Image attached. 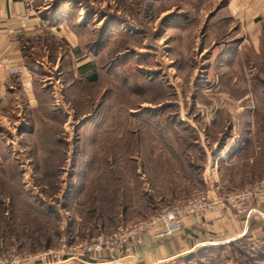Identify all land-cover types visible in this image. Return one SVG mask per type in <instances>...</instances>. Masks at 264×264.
Listing matches in <instances>:
<instances>
[{
  "label": "rangeland",
  "instance_id": "374dc122",
  "mask_svg": "<svg viewBox=\"0 0 264 264\" xmlns=\"http://www.w3.org/2000/svg\"><path fill=\"white\" fill-rule=\"evenodd\" d=\"M228 1H32L79 44L46 32L29 47L40 102L0 126V256L264 181V33L259 52L242 46ZM161 264H264V233Z\"/></svg>",
  "mask_w": 264,
  "mask_h": 264
},
{
  "label": "crops",
  "instance_id": "0c3cea01",
  "mask_svg": "<svg viewBox=\"0 0 264 264\" xmlns=\"http://www.w3.org/2000/svg\"><path fill=\"white\" fill-rule=\"evenodd\" d=\"M226 9L229 17L233 21H239L245 30L240 42L242 46L250 45L259 52L263 46L264 0H229ZM56 12L47 14L42 7L34 9L32 3L29 5L27 0H0L2 127L5 126L7 129L11 127V119L16 115L20 116L23 111L21 107L35 109L39 105V76L44 64L30 61L29 47H34L40 36L46 32L63 38L70 48L79 44L78 32L74 28L71 29L69 24H65L70 18ZM23 16L26 17L25 24L22 21ZM12 68H18L20 72L13 73ZM1 133L0 139L3 138ZM250 206L253 209L242 215L231 208L216 206L206 216L194 218L184 229L168 238L156 239L144 235L132 246L128 254L121 258L104 252L86 256L82 260L62 257L29 264H161L177 256L191 253L202 245L224 244L249 233L253 236L264 233V200L253 199Z\"/></svg>",
  "mask_w": 264,
  "mask_h": 264
},
{
  "label": "built area",
  "instance_id": "2783aa9c",
  "mask_svg": "<svg viewBox=\"0 0 264 264\" xmlns=\"http://www.w3.org/2000/svg\"><path fill=\"white\" fill-rule=\"evenodd\" d=\"M33 0H27L30 5ZM26 17L22 21L25 24ZM11 72L19 73L18 68ZM253 199L264 200V181L257 183L252 188L241 191H225L223 193L196 194L184 202L162 210L157 215L144 218L142 221L121 227L110 235H100L92 240H85L70 244L64 241L57 250H45L40 254L23 256H0V264H29L30 262L46 261L55 258L84 259L86 256L109 252L115 258L128 254L132 246L144 235L156 239H164L184 229L194 218H202L216 206H223L235 210L238 214L249 213L253 208L250 201Z\"/></svg>",
  "mask_w": 264,
  "mask_h": 264
},
{
  "label": "trees",
  "instance_id": "16d2710c",
  "mask_svg": "<svg viewBox=\"0 0 264 264\" xmlns=\"http://www.w3.org/2000/svg\"><path fill=\"white\" fill-rule=\"evenodd\" d=\"M245 236H246V235H245ZM239 239H240V238H239ZM69 243L72 244L73 242H72V241H69ZM213 245H215V244H213Z\"/></svg>",
  "mask_w": 264,
  "mask_h": 264
}]
</instances>
